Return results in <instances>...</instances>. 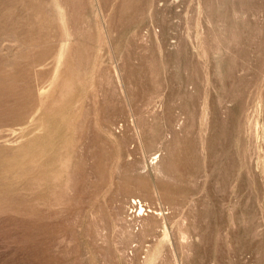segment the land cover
Wrapping results in <instances>:
<instances>
[{
    "label": "rangeland",
    "instance_id": "obj_1",
    "mask_svg": "<svg viewBox=\"0 0 264 264\" xmlns=\"http://www.w3.org/2000/svg\"><path fill=\"white\" fill-rule=\"evenodd\" d=\"M0 264H264V0H0Z\"/></svg>",
    "mask_w": 264,
    "mask_h": 264
},
{
    "label": "bare ground",
    "instance_id": "obj_2",
    "mask_svg": "<svg viewBox=\"0 0 264 264\" xmlns=\"http://www.w3.org/2000/svg\"><path fill=\"white\" fill-rule=\"evenodd\" d=\"M158 165V164H157ZM161 169V168H160ZM157 189V188H156ZM159 192V191H158ZM133 211L132 212H130V216H132V215H134V216H144L145 215V213L147 212V210L144 208V206H143V204H142V202L140 201V202H138V203H133ZM137 208V210H135ZM135 210V211H134ZM138 210L140 211L139 213H138ZM181 217V216H180ZM130 221V220H129ZM184 221V220H183ZM128 225V224H127ZM185 234V233H184ZM185 235H187V234H185ZM192 237V236H191ZM182 238V237H181ZM183 238H185V237H183ZM182 238V239H183ZM188 238V237H187ZM189 242V241H188ZM191 249V248H190Z\"/></svg>",
    "mask_w": 264,
    "mask_h": 264
}]
</instances>
